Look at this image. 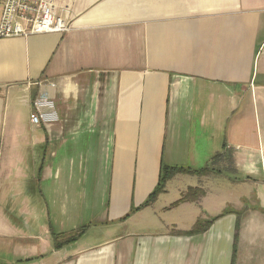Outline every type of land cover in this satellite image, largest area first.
Returning <instances> with one entry per match:
<instances>
[{"label":"crops","instance_id":"obj_1","mask_svg":"<svg viewBox=\"0 0 264 264\" xmlns=\"http://www.w3.org/2000/svg\"><path fill=\"white\" fill-rule=\"evenodd\" d=\"M54 11L67 32L0 38V260L264 264V0ZM50 85L57 120L34 125ZM161 163L211 171L174 175L141 207ZM189 187L204 194L173 204Z\"/></svg>","mask_w":264,"mask_h":264},{"label":"built area","instance_id":"obj_2","mask_svg":"<svg viewBox=\"0 0 264 264\" xmlns=\"http://www.w3.org/2000/svg\"><path fill=\"white\" fill-rule=\"evenodd\" d=\"M69 29V22L54 11V0H0V38L65 33ZM47 87L50 90L33 101L29 119L34 125L57 120L53 85Z\"/></svg>","mask_w":264,"mask_h":264},{"label":"trees","instance_id":"obj_3","mask_svg":"<svg viewBox=\"0 0 264 264\" xmlns=\"http://www.w3.org/2000/svg\"><path fill=\"white\" fill-rule=\"evenodd\" d=\"M209 171H211V169L207 168V167L193 169L190 167L170 166V165H166L164 163H161L159 170H158V178H157L156 186L149 193L148 198L145 200V202L142 204L141 207H144V206L152 203L157 198V196L164 191L167 181L171 177H173L174 175H176L178 173L205 175ZM203 194H204L203 189L198 188V187H189L182 194L180 199L177 200L176 202H174L173 204H177L179 202L186 201V200H195V199H198ZM226 211L227 210H224V212H222V214L225 213ZM127 216H128V214H126L124 217H127ZM210 222H211V219H207V220L198 219L195 222V224L193 225L192 229L187 231V232H183V234L200 233L210 224ZM85 228H86V226H80L76 230H73L67 234H54L53 235V241H54L55 247L58 248L63 243H68V242H72V241L77 240L84 233Z\"/></svg>","mask_w":264,"mask_h":264},{"label":"rangeland","instance_id":"obj_4","mask_svg":"<svg viewBox=\"0 0 264 264\" xmlns=\"http://www.w3.org/2000/svg\"><path fill=\"white\" fill-rule=\"evenodd\" d=\"M132 211V210H131ZM79 227V226H78ZM93 228V227H92ZM91 229V228H90ZM92 231H89L85 236V238L83 240H95V239H99L101 235H97V230L98 228H93L91 229ZM95 230V231H94ZM67 233H70V232H67ZM66 233V234H67ZM62 240V239H61Z\"/></svg>","mask_w":264,"mask_h":264},{"label":"water","instance_id":"obj_5","mask_svg":"<svg viewBox=\"0 0 264 264\" xmlns=\"http://www.w3.org/2000/svg\"><path fill=\"white\" fill-rule=\"evenodd\" d=\"M0 264H6V263H4V262H2V261L0 260Z\"/></svg>","mask_w":264,"mask_h":264}]
</instances>
